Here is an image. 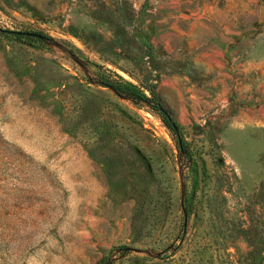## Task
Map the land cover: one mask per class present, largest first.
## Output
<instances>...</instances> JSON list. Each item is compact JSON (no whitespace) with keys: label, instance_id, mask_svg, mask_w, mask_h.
Masks as SVG:
<instances>
[{"label":"rangeland","instance_id":"374dc122","mask_svg":"<svg viewBox=\"0 0 264 264\" xmlns=\"http://www.w3.org/2000/svg\"><path fill=\"white\" fill-rule=\"evenodd\" d=\"M0 264H264V0H0Z\"/></svg>","mask_w":264,"mask_h":264},{"label":"trees","instance_id":"16d2710c","mask_svg":"<svg viewBox=\"0 0 264 264\" xmlns=\"http://www.w3.org/2000/svg\"><path fill=\"white\" fill-rule=\"evenodd\" d=\"M7 31L14 33L19 32V30H7ZM99 83L110 87L115 93L122 94L125 97L130 98L135 102L150 101V104L154 108H159V107L161 108V101L157 96V94L155 93L152 85H148V84L145 85V88L148 91V95H147L144 93V90L139 86H137L136 84L124 80H117L115 78L109 77V75L102 76L99 79ZM166 118L170 119V117L167 114H166Z\"/></svg>","mask_w":264,"mask_h":264},{"label":"water","instance_id":"95a60500","mask_svg":"<svg viewBox=\"0 0 264 264\" xmlns=\"http://www.w3.org/2000/svg\"><path fill=\"white\" fill-rule=\"evenodd\" d=\"M20 32V31H19ZM24 33H27V34H29V33H34V32H30V31H23Z\"/></svg>","mask_w":264,"mask_h":264}]
</instances>
